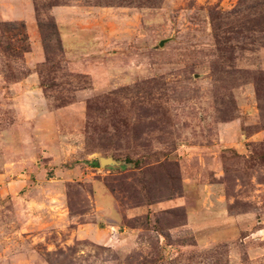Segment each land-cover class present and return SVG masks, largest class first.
<instances>
[{"label":"rangeland","instance_id":"1","mask_svg":"<svg viewBox=\"0 0 264 264\" xmlns=\"http://www.w3.org/2000/svg\"><path fill=\"white\" fill-rule=\"evenodd\" d=\"M29 2L0 0V264H264V0Z\"/></svg>","mask_w":264,"mask_h":264},{"label":"crops","instance_id":"2","mask_svg":"<svg viewBox=\"0 0 264 264\" xmlns=\"http://www.w3.org/2000/svg\"><path fill=\"white\" fill-rule=\"evenodd\" d=\"M14 8L11 10V12H7L6 13V16L9 17L10 19L13 18H25L30 15V12L28 11L29 6H30V2L29 0H14ZM63 9L65 10H68L67 7H64V6H55L52 8V13H56V12H59V11H62ZM64 10V11H65ZM12 16V17H11ZM69 36H71L70 34H68ZM67 36V35H66ZM69 39V37H67ZM69 51V49L67 50ZM72 54L71 56L74 55V53L72 51H70ZM40 54V52H39Z\"/></svg>","mask_w":264,"mask_h":264},{"label":"water","instance_id":"3","mask_svg":"<svg viewBox=\"0 0 264 264\" xmlns=\"http://www.w3.org/2000/svg\"><path fill=\"white\" fill-rule=\"evenodd\" d=\"M99 162L100 164L104 163V164H110L112 162H114L111 158H105V157H101L99 158Z\"/></svg>","mask_w":264,"mask_h":264},{"label":"trees","instance_id":"4","mask_svg":"<svg viewBox=\"0 0 264 264\" xmlns=\"http://www.w3.org/2000/svg\"><path fill=\"white\" fill-rule=\"evenodd\" d=\"M60 0H53L52 5H58Z\"/></svg>","mask_w":264,"mask_h":264}]
</instances>
